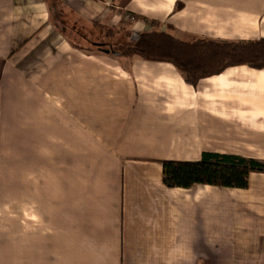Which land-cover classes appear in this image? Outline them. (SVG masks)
Here are the masks:
<instances>
[{
    "label": "crops",
    "instance_id": "crops-1",
    "mask_svg": "<svg viewBox=\"0 0 264 264\" xmlns=\"http://www.w3.org/2000/svg\"><path fill=\"white\" fill-rule=\"evenodd\" d=\"M57 1L80 44L51 0H0V264H264V174L169 188L162 165L264 160V70L194 87L96 47L264 39V0Z\"/></svg>",
    "mask_w": 264,
    "mask_h": 264
},
{
    "label": "trees",
    "instance_id": "trees-1",
    "mask_svg": "<svg viewBox=\"0 0 264 264\" xmlns=\"http://www.w3.org/2000/svg\"><path fill=\"white\" fill-rule=\"evenodd\" d=\"M54 6L60 7L59 4ZM61 32L64 33L65 30ZM96 47L100 52L110 51L116 57H138L146 61L171 64L184 81L194 87L201 80L221 75L233 67L246 66L258 71L264 70V39L235 42L200 39L186 42L170 33L150 31L143 33L131 45L111 48L105 44H97ZM162 165L163 180L169 188L210 185L246 189L252 173L264 174V162L215 153L204 154L199 162L163 161Z\"/></svg>",
    "mask_w": 264,
    "mask_h": 264
},
{
    "label": "rangeland",
    "instance_id": "rangeland-1",
    "mask_svg": "<svg viewBox=\"0 0 264 264\" xmlns=\"http://www.w3.org/2000/svg\"><path fill=\"white\" fill-rule=\"evenodd\" d=\"M52 2V5H53V12H52V19H53V23L57 24L58 27H59V30L60 31H63L65 30V33L66 35L68 36V38L74 42V43H78L80 44V38L78 36L75 35L76 32L73 31V28L71 25H68L67 23H65V21H62L60 18H59V12H60V7L58 8L55 7L54 5H58L59 2L56 0V4H55V1L54 0H51ZM70 24V23H69ZM261 162H264V160H259Z\"/></svg>",
    "mask_w": 264,
    "mask_h": 264
},
{
    "label": "water",
    "instance_id": "water-1",
    "mask_svg": "<svg viewBox=\"0 0 264 264\" xmlns=\"http://www.w3.org/2000/svg\"><path fill=\"white\" fill-rule=\"evenodd\" d=\"M106 53H110V51H107Z\"/></svg>",
    "mask_w": 264,
    "mask_h": 264
},
{
    "label": "built area",
    "instance_id": "built-area-1",
    "mask_svg": "<svg viewBox=\"0 0 264 264\" xmlns=\"http://www.w3.org/2000/svg\"><path fill=\"white\" fill-rule=\"evenodd\" d=\"M133 19V18H132Z\"/></svg>",
    "mask_w": 264,
    "mask_h": 264
}]
</instances>
